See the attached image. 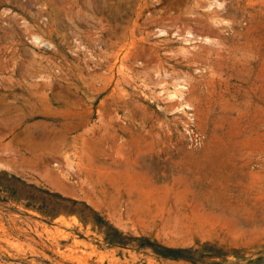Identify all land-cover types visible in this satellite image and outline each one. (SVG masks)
<instances>
[{"label": "rangeland", "instance_id": "obj_1", "mask_svg": "<svg viewBox=\"0 0 264 264\" xmlns=\"http://www.w3.org/2000/svg\"><path fill=\"white\" fill-rule=\"evenodd\" d=\"M0 264H264V0H0Z\"/></svg>", "mask_w": 264, "mask_h": 264}, {"label": "bare ground", "instance_id": "obj_2", "mask_svg": "<svg viewBox=\"0 0 264 264\" xmlns=\"http://www.w3.org/2000/svg\"><path fill=\"white\" fill-rule=\"evenodd\" d=\"M161 32V31H160ZM189 35V34H188ZM189 41V40H188Z\"/></svg>", "mask_w": 264, "mask_h": 264}]
</instances>
